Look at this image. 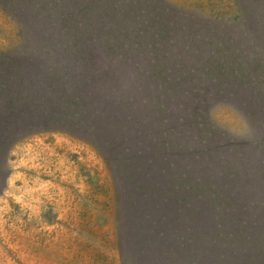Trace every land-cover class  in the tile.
I'll use <instances>...</instances> for the list:
<instances>
[{"label":"rangeland","instance_id":"1","mask_svg":"<svg viewBox=\"0 0 264 264\" xmlns=\"http://www.w3.org/2000/svg\"><path fill=\"white\" fill-rule=\"evenodd\" d=\"M116 1L122 2L0 0V92L14 85V73L6 70L9 61H27L33 53L49 55L48 59L60 61L57 71H63L62 44L68 42L74 26L79 27L77 35L91 40L110 16L141 11ZM162 1L170 32L158 51L165 72L158 70L161 80L152 78L164 87V96L168 98L172 91L175 100L185 104L206 94L205 102L197 105L196 128L202 141H193L205 158L202 168L191 164L197 168L193 176L206 180L205 188L180 211L169 198L155 207L151 206L154 199H149L147 207L134 210L128 196L132 186L112 177L97 148L83 139L82 125H74V134L49 130L28 133L12 144L0 141V264H264V32L252 34L245 24L230 19L245 0ZM150 3L141 0V19L135 22L157 21L148 10ZM252 12L253 20L264 27V5L256 4ZM193 25L207 30L214 44L220 37L214 31L227 30L224 35L232 42L227 53L246 52L244 63L253 70L247 66L244 87L234 88L226 72L196 64L199 54L182 46L180 34ZM25 52L32 54L25 56ZM181 60L184 66L179 65ZM106 69L116 70L113 73L120 79L121 71L132 66L117 60L116 66ZM209 78L212 84L194 93V82ZM91 82L98 88L106 83V92L114 88L131 95L124 81L122 88L110 87L109 79L102 84L95 77ZM93 104L92 96L84 100L87 115H93L97 125L111 123L109 127L116 131L112 116L103 110L101 116L93 112ZM190 131L193 138L201 136ZM185 147L176 150L184 155L181 166L190 168L194 148L188 140ZM201 172L203 176H198Z\"/></svg>","mask_w":264,"mask_h":264},{"label":"trees","instance_id":"2","mask_svg":"<svg viewBox=\"0 0 264 264\" xmlns=\"http://www.w3.org/2000/svg\"><path fill=\"white\" fill-rule=\"evenodd\" d=\"M107 1L109 0H104V3ZM140 2L141 0H122L121 4L117 3L143 11L139 8ZM152 2L148 10L152 18L157 20L154 23L135 22L141 19L138 15L141 11H124L118 16H110L106 23H102L101 32L94 38L90 37L92 41L84 39L86 35H77L79 27L74 26L75 31L67 27L73 34L67 37L65 45L62 44L63 52L66 53L61 61L65 66L63 71H57L60 61H53V57L48 59L49 55L33 56L35 53L25 52V56L32 54L30 60L16 58L9 61L6 70L10 74L14 73V85L0 92H5L0 96V141L12 144L28 133L49 130H66L74 134V125L78 123L84 129L83 139L97 148L112 177L132 186L128 196L130 195L134 210L138 206L147 207L149 199H154L151 206L155 207L157 203L162 205L167 202L165 198H169L172 205L180 211L184 208L181 205L189 203L205 188L206 180L193 176V173L197 175V168L191 164L202 168L205 158L193 141H202L196 123L200 115L197 105L205 102L206 94L195 97L192 104H185L183 101H176L172 91L168 98L164 96V87L152 78L160 79L158 70L165 72L164 57L158 56V51L161 46L164 47L168 39L163 40L170 33L165 21H168L165 17V14L168 16L165 2ZM256 4L264 5V0H245L239 9L233 10L236 15L231 17L230 14V19L236 24H245L246 31L258 35L264 32V27L260 26L257 19L253 20L252 10ZM167 6L171 7L169 4ZM127 20H132L133 23L127 24ZM253 22H256L254 30ZM161 23H165L164 26ZM180 31L184 35L182 46L187 51L199 54L196 64L202 66L201 69L209 68L207 65H210L213 69L226 72V78L234 88L237 84L244 87L250 71L248 67L252 69V66L244 63L245 51L237 56L227 53L232 43L224 35L227 30L221 34L214 31L220 36L217 44L209 42V32L200 26L193 25ZM222 50L223 54L220 53ZM181 54L186 56L185 53ZM167 56L174 57V54ZM117 60L132 66V70L121 71L120 79L114 75L116 72L113 73L116 70H104L107 65L116 66ZM181 61L183 63L179 65L184 66V60ZM69 66L71 68L66 69ZM254 68L256 69L255 63ZM95 77L102 84L109 79L113 84L110 87L124 81L131 88V95L128 90L123 92L114 88L106 92L103 89L106 83L98 88L97 82V85L91 82ZM162 81L165 84L166 79ZM205 84L210 86L212 78L194 82V93L196 90L201 91ZM121 93H127L128 96ZM88 96H92L94 101L93 112L101 116L103 110L104 115L112 116L115 121L111 119V122L115 124L116 131L109 127L111 123L107 120L109 125H97L93 115H87L90 111L87 106L84 107L83 102ZM199 97L201 98L198 99ZM63 124L65 125L62 126ZM190 129L201 136L193 138ZM187 140L191 149L194 148L190 155L191 161L188 162L190 168L181 166L184 155L182 150H176L178 146L186 149ZM203 174L201 172L198 176ZM1 186L0 172V191ZM215 195L218 201L220 195L216 191Z\"/></svg>","mask_w":264,"mask_h":264}]
</instances>
